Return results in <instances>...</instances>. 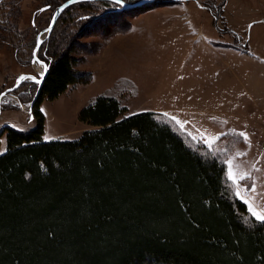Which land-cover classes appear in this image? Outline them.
Here are the masks:
<instances>
[{
  "label": "trees",
  "instance_id": "16d2710c",
  "mask_svg": "<svg viewBox=\"0 0 264 264\" xmlns=\"http://www.w3.org/2000/svg\"><path fill=\"white\" fill-rule=\"evenodd\" d=\"M62 2L49 5L50 15ZM94 3L112 7L97 14V24L144 8L117 12L109 2H82L65 9L37 52L48 71L34 109L80 81L69 42L64 51L49 42L63 17ZM23 85L17 90L32 91L30 103L36 86ZM125 112L115 91L96 97L78 115L93 129L71 141H43L37 112L31 129L4 126L0 264H264V222L237 198L222 154L166 115ZM218 141L226 152L245 145L234 134Z\"/></svg>",
  "mask_w": 264,
  "mask_h": 264
},
{
  "label": "rangeland",
  "instance_id": "374dc122",
  "mask_svg": "<svg viewBox=\"0 0 264 264\" xmlns=\"http://www.w3.org/2000/svg\"><path fill=\"white\" fill-rule=\"evenodd\" d=\"M61 1L0 0V93L21 73H42V66L32 62V45ZM45 5L52 8L47 11ZM143 7L99 24L95 17L111 5L94 3L91 16L73 8L72 16L57 24L49 45L71 51L80 81L53 100L42 98L30 111L31 121L32 91L26 81L2 100L0 133L5 125L31 129L37 112L43 117V141L76 140L93 129L78 120L80 110L115 91L124 115L166 113L191 138L222 154L228 176L230 167L235 174L230 180L237 198L254 218L253 211L264 214V65L247 53H234L239 49L264 61V0H158ZM230 112L241 119L225 116ZM230 133L239 134L245 145L235 143L234 151L226 152L218 140ZM5 151L2 133L0 155Z\"/></svg>",
  "mask_w": 264,
  "mask_h": 264
},
{
  "label": "water",
  "instance_id": "95a60500",
  "mask_svg": "<svg viewBox=\"0 0 264 264\" xmlns=\"http://www.w3.org/2000/svg\"><path fill=\"white\" fill-rule=\"evenodd\" d=\"M155 0H138L136 2H132V3H127L121 0V2L119 4L116 3V0H66L64 2H62L51 14L50 17V21L48 23V25L42 30L40 31L36 38H35V44L34 47L32 49V62H35L37 64H40L42 66V73L38 76H35L33 74H25V73H21L19 74L16 78H15V83L13 86H11L10 88L5 89L4 91H2L0 93V114H1V110H2V100L10 93H13L14 91H16L21 84L27 82H31L37 85L36 91L34 93V96L31 100V102L29 103V109L28 112L30 114V111L33 108V105L38 97L39 91L41 89L42 83L47 75V71H48V67L44 64V62L40 61L37 58V52L38 49L40 47V45L43 43V41L45 39H47L54 27V24L56 22V20L58 19V17L60 16V14L67 9L68 7H70L73 4H77V3H82V2H109L112 4H115L117 6V8L115 9V11L117 12H121V11H127V10H132V9H136L139 7H143V6H147L151 3H153ZM20 77H24L25 79L21 80ZM37 81H39V83H37ZM29 120H32L31 114H30V118Z\"/></svg>",
  "mask_w": 264,
  "mask_h": 264
},
{
  "label": "crops",
  "instance_id": "0c3cea01",
  "mask_svg": "<svg viewBox=\"0 0 264 264\" xmlns=\"http://www.w3.org/2000/svg\"><path fill=\"white\" fill-rule=\"evenodd\" d=\"M203 38V42L205 41L204 39H205V36H202ZM226 51L228 52L229 51V49H226ZM239 51H241V52H243V53H247L248 55H250V57L252 58V59H254L255 60V63L256 64H259V65H264V61L262 60V59H257L256 57H253L252 55H251V53H248V52H246V51H242V50H239L238 49V51L237 52H235L234 51V53L235 54H238V55H244V54H242L241 52H239ZM229 53V52H228ZM251 58H249L248 57V59H251ZM221 82H223V81H221ZM217 84H218V82H217ZM227 101H230V99H228ZM216 102H220V100H219V98L216 100ZM141 112H143V111H141ZM137 113H140V112H137ZM137 113H134V114H137ZM163 114H165V115H167V116H169L168 114H166V113H163ZM130 115H133V114H130ZM130 115H126V116H130ZM214 115H224L223 113H221V112H216V113H214ZM225 116H227V117H230V118H233V119H241V116L240 115H238V114H235V113H232V112H230V114H228V113H226L225 114ZM170 118H172L175 122H176V124L180 127V125L177 123V119L175 118V117H171V116H169ZM181 128V127H180ZM182 129V128H181ZM183 130V129H182ZM184 131V130H183ZM185 132V131H184ZM231 134V133H230ZM225 135V134H224ZM239 135V134H238ZM218 140V139H217ZM216 140V141H217ZM197 141H199V142H201L200 140H197ZM202 143V142H201ZM234 151V150H233ZM226 174H227V177L229 178V176H228V172H227V170H226ZM230 180V179H229ZM231 181V180H230ZM233 184H234V186H235V194H236V196H237V187H236V185H235V183L233 182V181H231ZM238 197V196H237Z\"/></svg>",
  "mask_w": 264,
  "mask_h": 264
},
{
  "label": "snow or ice",
  "instance_id": "6c2138e0",
  "mask_svg": "<svg viewBox=\"0 0 264 264\" xmlns=\"http://www.w3.org/2000/svg\"><path fill=\"white\" fill-rule=\"evenodd\" d=\"M121 2V0H116V3L119 4ZM21 80L25 79L24 77H20ZM37 83H39V81H37ZM241 135L243 136L244 133H241ZM229 164H231V162H229ZM229 179H233L235 180V174L231 171V167L229 169ZM240 179H243V177L241 176ZM237 195H239V193H237ZM251 210V209H250ZM253 215L255 216L256 219L264 222V214L253 211Z\"/></svg>",
  "mask_w": 264,
  "mask_h": 264
},
{
  "label": "flooded vegetation",
  "instance_id": "af4514ba",
  "mask_svg": "<svg viewBox=\"0 0 264 264\" xmlns=\"http://www.w3.org/2000/svg\"><path fill=\"white\" fill-rule=\"evenodd\" d=\"M44 7H49L48 5H45ZM47 9V8H46ZM49 10V8L47 9V11ZM261 22H264V20H262ZM25 74H29V73H25ZM31 83V82H30ZM31 84H33V85H35L36 86V88H37V85L36 84H34V83H31ZM10 88V87H9ZM36 91V90H35Z\"/></svg>",
  "mask_w": 264,
  "mask_h": 264
},
{
  "label": "bare ground",
  "instance_id": "6f19581e",
  "mask_svg": "<svg viewBox=\"0 0 264 264\" xmlns=\"http://www.w3.org/2000/svg\"><path fill=\"white\" fill-rule=\"evenodd\" d=\"M252 29V28H251Z\"/></svg>",
  "mask_w": 264,
  "mask_h": 264
}]
</instances>
